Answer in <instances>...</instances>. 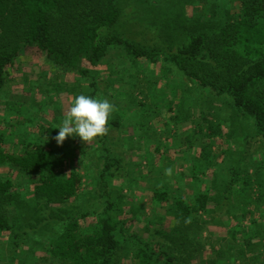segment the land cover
Here are the masks:
<instances>
[{
    "label": "rangeland",
    "instance_id": "1",
    "mask_svg": "<svg viewBox=\"0 0 264 264\" xmlns=\"http://www.w3.org/2000/svg\"><path fill=\"white\" fill-rule=\"evenodd\" d=\"M242 3L120 0L118 24L100 33L102 40L121 35L161 57L199 32L211 33L228 14L240 16ZM202 57L201 73L214 77V70L222 71L221 66L210 68L215 60L207 49ZM161 63L131 60L123 48L110 46L98 65L82 63L90 74L83 76L58 68L29 47L8 66L0 89L5 150L20 151L38 138L46 146L60 145L49 142L44 131L61 124L76 95L106 98L116 111L107 135L87 143L69 136L61 145L68 155L62 173L82 175L77 194L68 200H39L33 197V173L10 163L0 166V177L13 180L14 189L30 198L27 205L9 206V218L25 214L27 224L16 231V241L10 230L0 232V264H55L45 245L72 219L90 228L106 206L108 191L117 205L113 214L122 223L117 264H136L142 243L165 248L188 264H264V139L226 97L202 89L173 64ZM107 155L119 158L121 166L116 169L111 160L104 172ZM168 167L171 176L165 175ZM201 192L208 194L207 210L183 217L176 201L191 204ZM39 258L44 262L35 263Z\"/></svg>",
    "mask_w": 264,
    "mask_h": 264
},
{
    "label": "trees",
    "instance_id": "2",
    "mask_svg": "<svg viewBox=\"0 0 264 264\" xmlns=\"http://www.w3.org/2000/svg\"><path fill=\"white\" fill-rule=\"evenodd\" d=\"M119 1L0 0V89L5 85L8 66L14 64L24 48L31 47L45 53L47 59L58 68L90 76L82 63L87 61L98 65L110 46H117L123 48L131 60L143 58L151 63L161 61L162 65L173 64L185 76L197 81L202 89L226 97L235 110L250 119L257 134L264 139V0H242L240 16L230 18L228 14L227 21L211 33L199 32L175 52L164 53L161 57L118 34H111L102 40L101 30L116 26L119 22L122 15ZM206 49L216 62L211 63L210 68H223L220 69L222 71L219 68L217 72L214 70V77H207L199 70L203 62L202 53ZM90 84L92 88L96 87L92 77ZM201 113L202 119L205 111L201 110ZM114 124L119 125L120 122ZM196 124L201 125L199 121ZM45 130L49 142L54 140L57 129L51 125ZM38 140V143L29 147L26 145L17 152L3 149L0 142V166L10 163L17 169L33 173L36 176L33 197L39 200L62 202L74 197L82 175L75 170L62 173L68 164L65 148L61 145L48 147L44 145L43 138ZM111 160L115 161L116 169L121 166L119 158L107 155L104 172L111 167ZM14 187L13 180L0 177V232L10 230L15 240L20 235L16 231H20L27 220L23 214L12 221L9 206L19 201L27 205L30 198L24 199L21 191ZM106 197L103 212L97 215L90 228L85 229L80 220L72 219L60 233L53 234L45 249L55 264L119 263L121 241L117 230L122 223L113 214L117 205L110 191ZM29 204L35 211V205ZM207 204L206 192L198 194L191 204L176 201V207L183 217L196 214L199 210L206 211ZM35 227L33 225L30 229ZM24 233H28V230ZM135 259L136 264H188L178 261L169 250H158L149 243L141 244ZM42 261L44 259L39 258L35 263Z\"/></svg>",
    "mask_w": 264,
    "mask_h": 264
},
{
    "label": "clouds",
    "instance_id": "3",
    "mask_svg": "<svg viewBox=\"0 0 264 264\" xmlns=\"http://www.w3.org/2000/svg\"><path fill=\"white\" fill-rule=\"evenodd\" d=\"M116 111V106L108 99L90 95H76L67 110L61 124L56 128L58 134L54 137L57 144L62 145L69 136H78L84 142L105 136L109 132V120ZM173 169H165V175L171 176ZM187 222V221H186Z\"/></svg>",
    "mask_w": 264,
    "mask_h": 264
}]
</instances>
